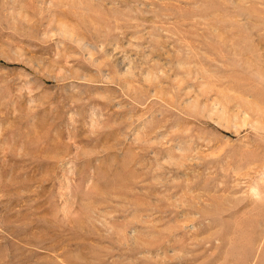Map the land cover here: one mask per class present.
I'll use <instances>...</instances> for the list:
<instances>
[{"label":"rangeland","instance_id":"rangeland-1","mask_svg":"<svg viewBox=\"0 0 264 264\" xmlns=\"http://www.w3.org/2000/svg\"><path fill=\"white\" fill-rule=\"evenodd\" d=\"M0 264H264V0H0Z\"/></svg>","mask_w":264,"mask_h":264}]
</instances>
